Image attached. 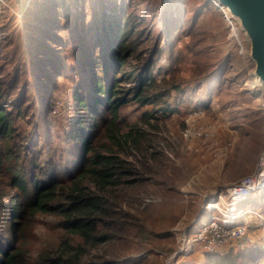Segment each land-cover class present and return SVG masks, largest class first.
I'll use <instances>...</instances> for the list:
<instances>
[{"label": "rangeland", "instance_id": "374dc122", "mask_svg": "<svg viewBox=\"0 0 264 264\" xmlns=\"http://www.w3.org/2000/svg\"><path fill=\"white\" fill-rule=\"evenodd\" d=\"M118 27L123 69L132 76L120 84L127 102L114 123L119 133L133 125L143 132L121 146L92 132L94 148L107 153L105 144L122 162L114 186L102 195L96 228L103 239L86 246L80 263L222 264V258L264 264V188L241 203L246 208L235 221L244 227L238 239L215 251L193 240L207 202L223 194L220 210L209 211L216 218L236 208L225 189L252 174L264 148V88L253 77L255 63L239 22L214 0H1L0 103L16 145L9 160L58 183L57 194L70 187L78 147L69 129L85 112L75 110L73 96L88 105L91 74L102 87L117 77L101 62L104 37ZM137 75L147 78L140 95L152 103L132 99ZM151 110L147 124L140 123ZM4 165L0 196L6 202L13 190ZM60 220L55 214L24 216L20 239L28 262L61 241L76 245ZM250 247L262 255L253 252L249 260L253 253L243 250Z\"/></svg>", "mask_w": 264, "mask_h": 264}, {"label": "trees", "instance_id": "16d2710c", "mask_svg": "<svg viewBox=\"0 0 264 264\" xmlns=\"http://www.w3.org/2000/svg\"><path fill=\"white\" fill-rule=\"evenodd\" d=\"M121 31L118 27L116 31L111 32L107 40L104 37L106 49L101 62L103 67L108 63L109 67L118 73L117 77L107 87H102L100 80L91 74L92 96L88 105L79 94L73 96L75 110L79 112L84 109L85 112L74 120L69 129L70 139L78 147L77 178L70 180V187L62 191L63 195L56 192L58 183H48L30 168L25 169L9 160L16 150V145L9 141L13 130L0 103V173L5 163L9 165V181L13 190L6 202L1 200L0 196V264H83L79 260L86 246H94L103 239L102 235H98L96 228V221L105 206L102 195L114 186L119 175L117 168L122 161L105 144L101 147L107 153L95 149L92 132H101L109 146H121L129 140L133 142L134 136L138 137L143 132V129L133 125L127 132L119 133L114 123L119 109L127 102L126 97L119 94L120 84L129 83L132 76V73L123 69L126 53L124 56ZM85 57L90 63L89 53L85 52ZM133 80L135 85L132 87V99L141 105L152 103V98L140 95L147 78L137 75ZM155 111L144 112L140 123L147 124ZM23 143L25 144V141ZM84 179L89 185H81ZM36 213L58 215L61 218L60 228L64 234L75 238L76 245H70L69 240L61 241L54 249L41 252L32 262H28L24 243L20 239V231L25 227L21 225V221L24 216H33ZM256 250L250 247L243 251L249 254L257 252ZM257 253L262 255V252ZM249 258L252 260L254 253ZM219 259L222 264H233L230 260Z\"/></svg>", "mask_w": 264, "mask_h": 264}, {"label": "built area", "instance_id": "2783aa9c", "mask_svg": "<svg viewBox=\"0 0 264 264\" xmlns=\"http://www.w3.org/2000/svg\"><path fill=\"white\" fill-rule=\"evenodd\" d=\"M261 108L264 111V102L261 104ZM263 185L264 148L259 153L255 161L252 174L240 178L234 185L225 189L224 193L226 195V198L230 200L229 202L233 204L235 195L239 194L243 196L247 193L256 192L264 187ZM222 196L223 194H219L217 196V198L215 199L216 203L219 199L222 198ZM209 204L210 203L207 202L204 208H206ZM230 208L231 207L225 209L222 214L219 213V218L213 217L212 215V217L207 219L205 222H201L196 235L193 237V240L199 241V243H201L203 248L207 251H215L216 249L226 246L238 239L243 234L244 227L239 226L243 224L235 221H237L241 214H243V212L245 211L243 210L237 219H235L236 217L233 218L232 216H230V218H224L223 214ZM211 210H216L218 212L220 209H209V211Z\"/></svg>", "mask_w": 264, "mask_h": 264}, {"label": "water", "instance_id": "95a60500", "mask_svg": "<svg viewBox=\"0 0 264 264\" xmlns=\"http://www.w3.org/2000/svg\"><path fill=\"white\" fill-rule=\"evenodd\" d=\"M239 15V25L250 42V58L264 85V0H217Z\"/></svg>", "mask_w": 264, "mask_h": 264}, {"label": "bare ground", "instance_id": "6f19581e", "mask_svg": "<svg viewBox=\"0 0 264 264\" xmlns=\"http://www.w3.org/2000/svg\"><path fill=\"white\" fill-rule=\"evenodd\" d=\"M214 3L217 5V6H220V8L222 9V10H224L227 14H229L230 16H231V18H233V19H235V20H238L239 21V15H237V14H234V13H232L230 10H229V8L227 7V5H225V4H223V3H221V2H218L217 0H214ZM247 42H248V44H249V47H250V42H249V39L247 38ZM250 53V52H249ZM252 59V58H251ZM253 60V59H252ZM253 62H254V60H253ZM255 63V62H254ZM253 77L255 78V82H257L258 83V85H261L262 86V88H264V85H262L261 84V82H260V79H259V75L255 72V70H254V72H253ZM264 186V185H263ZM262 188H264V187H262ZM261 188V189H262ZM259 191V190H258ZM257 191V192H258ZM250 193H247V194H245V195H239V194H237V195H235V197H234V203L233 204H238L237 206H236V208H233V205L231 206V208L230 209H228L224 214H223V217L224 218H230V216H232L233 218H235V219H237L238 217H239V213H241L246 207V204L245 205H242L241 203H243V202H245L246 201V199L248 198L247 196L249 195ZM221 197V196H220ZM210 204L209 205H207V207L206 208H204V214H203V217L201 218V221L199 222V223H201V222H205L207 219H209L210 217H212V214H210V212H209V209H217V208H219L218 207V205H217V203H216V200H214V201H212V202H209Z\"/></svg>", "mask_w": 264, "mask_h": 264}]
</instances>
